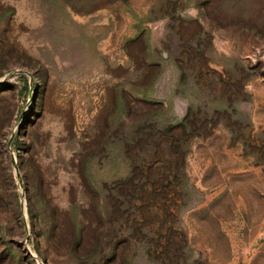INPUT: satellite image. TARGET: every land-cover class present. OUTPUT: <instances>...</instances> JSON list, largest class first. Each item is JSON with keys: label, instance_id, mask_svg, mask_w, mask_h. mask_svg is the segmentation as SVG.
Listing matches in <instances>:
<instances>
[{"label": "rangeland", "instance_id": "1", "mask_svg": "<svg viewBox=\"0 0 264 264\" xmlns=\"http://www.w3.org/2000/svg\"><path fill=\"white\" fill-rule=\"evenodd\" d=\"M83 1L0 0V264H264V35L206 0Z\"/></svg>", "mask_w": 264, "mask_h": 264}, {"label": "trees", "instance_id": "2", "mask_svg": "<svg viewBox=\"0 0 264 264\" xmlns=\"http://www.w3.org/2000/svg\"><path fill=\"white\" fill-rule=\"evenodd\" d=\"M106 1L109 0H84L83 2L80 3L81 6L83 7H90L93 6L94 4L98 3V6L101 5V3H105ZM200 0H198V3ZM207 4H211L216 6L217 12H222L226 15V17L229 20H232L236 24H241L243 28L245 27L247 30L250 31H255L257 35H264V0H206ZM171 9L172 12L177 11L180 7H185L187 3L182 2L181 0H176L174 2L171 1ZM73 5V4H72ZM244 24V25H243ZM235 108L234 104H226L222 108H210L206 109L207 110V115L206 119L209 121L211 119H217L221 111L226 112V113H232ZM244 116V115H242ZM245 117V116H244ZM170 121L167 119L162 120L161 124L156 127L154 132L157 134L161 133L160 136L165 138V137H170V132L169 129H175V127H169L170 126ZM201 124L200 123H192L189 119V117H186L183 119L181 124L178 125L177 129L179 128L181 130L180 136L178 137L179 140L186 141L191 135H195L197 129L199 128ZM159 132V133H158ZM174 137V136H173ZM130 140V139H129ZM177 140H174L172 142V146H168V150L170 151L172 148H175L174 145H176ZM125 144V143H124ZM167 144H165V147ZM178 146V143H177ZM181 146V145H180ZM185 159V156L184 158ZM128 169H129V175H133L136 173V170L134 169L136 166L134 165V161L132 162L131 160L128 159ZM130 180H133L132 177H130ZM101 191L103 192L102 195L105 198L104 202V215H109L110 214V207L108 206L107 200H106V194H113V191L108 189H104L102 186L100 187ZM4 205V199L0 195V214L1 209ZM45 211L48 213V216L50 221H55L56 220V211L53 210L52 207H49L44 205ZM46 212L44 215H46ZM67 218L70 222V225L72 226L73 234L72 236L75 238H78L79 242L84 241V235L82 234V229L84 226V219H83V210L81 204L78 202L71 203L68 206V209L66 211ZM36 212L31 205L29 207V215L31 219V230L33 233H36V228L38 229V224L36 222ZM45 219V218H44ZM38 235L41 236V233L38 232ZM43 239L45 242L50 241L51 239L53 240L51 234L47 231V233L43 234ZM116 256V252L113 250L109 252L108 255L104 256H98L96 257L95 263L94 264H103L106 262V264L109 263V259H112Z\"/></svg>", "mask_w": 264, "mask_h": 264}]
</instances>
